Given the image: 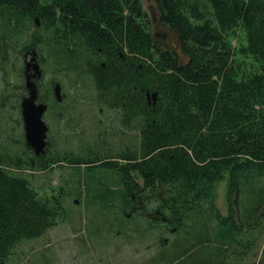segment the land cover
Segmentation results:
<instances>
[{
    "label": "trees",
    "instance_id": "trees-1",
    "mask_svg": "<svg viewBox=\"0 0 264 264\" xmlns=\"http://www.w3.org/2000/svg\"><path fill=\"white\" fill-rule=\"evenodd\" d=\"M153 2L178 52L156 42L142 0H0L4 85L37 50L56 75L89 79L132 141L114 158L51 157L44 166L21 141L1 147L0 264L71 220L66 186L41 193L24 176L62 166L87 208L119 225L140 218L148 231L185 233L149 264H241L255 249L241 237L264 230V0ZM224 180L226 218L215 196Z\"/></svg>",
    "mask_w": 264,
    "mask_h": 264
},
{
    "label": "rangeland",
    "instance_id": "rangeland-1",
    "mask_svg": "<svg viewBox=\"0 0 264 264\" xmlns=\"http://www.w3.org/2000/svg\"><path fill=\"white\" fill-rule=\"evenodd\" d=\"M142 1L152 23V34L157 35L156 42L161 43L164 48L178 52L180 50L178 34L161 22L158 8L153 0ZM45 69L46 81L55 78L62 86V93L67 97L66 107L70 106L69 116L72 119V127L80 123L88 130L86 137L95 139L98 135L97 131H93L90 126L99 122L102 115H99V109L93 104L97 101V92L93 83L89 79L78 81L79 79L71 74L56 75L51 66ZM3 79L4 76L0 71V94L3 92L6 98L10 93L11 95L14 93L19 80L14 75L9 78L10 83L4 85ZM4 88L6 89L3 90ZM12 96L15 100L16 95ZM11 107L12 105L4 109L0 108V148L13 143L17 145L14 140L18 141L20 138V131L17 130L18 114ZM53 116L52 112L46 121L53 123ZM85 122L89 125H83ZM58 128L53 131V136ZM77 144L73 142L72 146L75 148ZM73 175L74 172L66 166L57 167L46 174L35 172L24 174L33 187L41 193L49 187L66 186L70 194L67 209L71 214V220L40 239L23 243L8 264H149L161 252L169 249L177 241L182 242L186 237L184 232L163 233L162 229L148 231V222L140 218L124 220L119 225L114 222L117 217L115 214L106 213L99 207L87 208L84 192L82 194L76 187V178H73ZM227 193V181L224 180L215 188L216 206L224 218L229 214ZM258 227L261 226L255 227L256 229L253 227L244 229L242 242L254 240L255 249L241 264H264V230L261 232ZM97 228L99 232L96 231L94 234Z\"/></svg>",
    "mask_w": 264,
    "mask_h": 264
},
{
    "label": "flooded vegetation",
    "instance_id": "flooded-vegetation-1",
    "mask_svg": "<svg viewBox=\"0 0 264 264\" xmlns=\"http://www.w3.org/2000/svg\"><path fill=\"white\" fill-rule=\"evenodd\" d=\"M37 20L38 19H36V24ZM40 26L41 23L39 21V25L37 24V27L40 28ZM156 36L157 35H155V37ZM158 44L163 47L161 43ZM20 65L21 70L19 77H17L19 83L16 85L14 93L12 94L16 95L15 100L13 99L14 96L10 93L3 105L7 107L9 105L16 107L15 112L18 114L17 130L20 131V138L18 142L21 141L24 143L23 149L25 150L23 154L26 152L31 153L35 158L41 159L40 165L44 166L47 160L50 162L53 161L51 157L67 158L72 155H105L109 158H114L119 155L121 151L124 153L125 151L131 150L130 147L132 145V141L129 137L131 134L129 132L130 125L126 126L123 124V120L119 117L118 110L110 108V106L107 105L108 103L105 104L100 101L93 102V104L96 105V108L99 109V115L102 116L99 118L101 120L99 122L92 123L90 128L93 129V131H97V134L100 136L97 135L95 139L88 138L86 137L88 131L86 127H82L80 123H78L75 127H72V119L69 116L70 106L66 107L67 97L62 93V86L57 83L55 78L46 81L47 73L45 68L48 64L44 56L38 53L37 50L25 51ZM28 79H30L37 89L38 96L36 105L47 106V110L43 115V122L48 128L46 146L44 148V152L39 156L36 155L33 149L28 147L25 138L23 104L24 101L30 97V91L27 88ZM57 86H60L61 89L58 96L59 99H57L56 94ZM0 97H5L3 96V92L0 94ZM0 103H2V101H0ZM149 104H152L150 100ZM153 104H155V102ZM52 112L54 114L53 123H48L46 119ZM83 125H89V123L85 122ZM53 126H55L56 129L59 127L55 133L56 136H53L52 134L55 130ZM73 142L78 143L75 148L72 146ZM50 171L52 170L50 169ZM138 208L141 209L143 206L139 204ZM159 216H161V214H159ZM150 217L152 219H156L153 214H151Z\"/></svg>",
    "mask_w": 264,
    "mask_h": 264
},
{
    "label": "water",
    "instance_id": "water-1",
    "mask_svg": "<svg viewBox=\"0 0 264 264\" xmlns=\"http://www.w3.org/2000/svg\"><path fill=\"white\" fill-rule=\"evenodd\" d=\"M39 25V20H37ZM27 88L30 91V97L23 104V119L25 125V138L28 147L33 149L37 156L44 152L46 146V137L48 128L43 122V115L47 110L45 105H36L37 89L35 85L27 80ZM60 86L56 87L57 99L60 94ZM60 101V100H58Z\"/></svg>",
    "mask_w": 264,
    "mask_h": 264
}]
</instances>
